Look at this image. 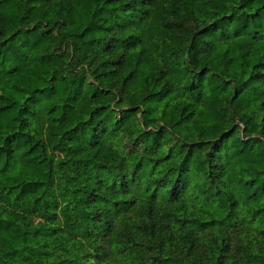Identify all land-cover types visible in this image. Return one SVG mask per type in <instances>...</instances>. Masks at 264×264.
I'll return each instance as SVG.
<instances>
[{"label": "trees", "instance_id": "obj_1", "mask_svg": "<svg viewBox=\"0 0 264 264\" xmlns=\"http://www.w3.org/2000/svg\"><path fill=\"white\" fill-rule=\"evenodd\" d=\"M0 264H264V0H0Z\"/></svg>", "mask_w": 264, "mask_h": 264}]
</instances>
